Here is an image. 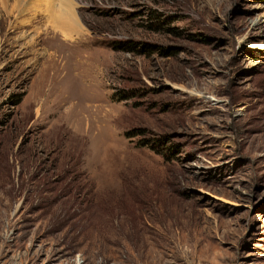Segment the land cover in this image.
Returning <instances> with one entry per match:
<instances>
[{"label":"rangeland","instance_id":"1","mask_svg":"<svg viewBox=\"0 0 264 264\" xmlns=\"http://www.w3.org/2000/svg\"><path fill=\"white\" fill-rule=\"evenodd\" d=\"M0 264H264V0H0Z\"/></svg>","mask_w":264,"mask_h":264},{"label":"bare ground","instance_id":"2","mask_svg":"<svg viewBox=\"0 0 264 264\" xmlns=\"http://www.w3.org/2000/svg\"><path fill=\"white\" fill-rule=\"evenodd\" d=\"M45 11L47 13V15H45L47 21L48 23L50 22L49 24L47 23L49 25L48 27L50 29V32H52L53 35L56 37H61V40H63V42H69L71 44H74L76 42V38L74 36L76 35L75 33L77 31L75 32L72 28L75 26L76 23H74L72 15H70L68 9H59L58 13L55 14L52 13L53 11L49 9H46ZM71 71L77 72L75 67L74 70Z\"/></svg>","mask_w":264,"mask_h":264}]
</instances>
